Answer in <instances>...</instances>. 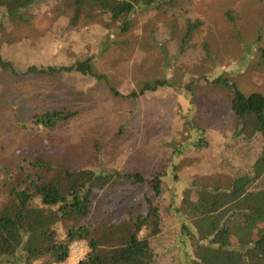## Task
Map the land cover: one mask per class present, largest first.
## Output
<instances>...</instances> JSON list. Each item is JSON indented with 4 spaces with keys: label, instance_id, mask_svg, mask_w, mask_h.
Masks as SVG:
<instances>
[{
    "label": "trees",
    "instance_id": "obj_1",
    "mask_svg": "<svg viewBox=\"0 0 264 264\" xmlns=\"http://www.w3.org/2000/svg\"><path fill=\"white\" fill-rule=\"evenodd\" d=\"M157 1L166 10L181 13H187L194 3L0 0V69L17 75L80 74L104 81L119 95L96 62L110 45L108 34L130 32L134 16ZM38 10L41 17L57 20L55 26L64 38L60 50L65 45L67 50L61 53L62 59L48 65L23 67L1 46L2 35L9 23L31 26ZM185 23L183 42L201 21L186 15ZM83 25L90 29L78 30ZM261 54L264 56V48ZM203 78L232 94L231 127L216 124L206 131L185 115L180 119L182 131L171 129L166 138H159L149 124L137 127L126 116L108 135L100 129H81L70 137L64 151L48 158L37 156L23 165L20 177L4 166L0 176V264L61 259L77 239L89 246L81 264H264V185H257L264 180V94H246L224 74ZM199 80L156 77L128 95L137 98L166 87L191 90ZM78 113L54 106L13 126H35L47 132L63 127ZM215 128L221 131L214 133ZM0 137L11 147L18 134L0 133ZM201 151L207 155L199 165L209 174L215 170L225 174L226 182L221 176L211 182L185 178L177 199L175 184L180 174H169L175 167L172 156ZM139 184L145 187L143 195L118 202L116 211L123 217L111 220L107 214L112 199L106 198L127 185ZM99 208L104 214L95 216Z\"/></svg>",
    "mask_w": 264,
    "mask_h": 264
},
{
    "label": "rangeland",
    "instance_id": "obj_2",
    "mask_svg": "<svg viewBox=\"0 0 264 264\" xmlns=\"http://www.w3.org/2000/svg\"><path fill=\"white\" fill-rule=\"evenodd\" d=\"M159 3L137 13L134 28L127 34L118 31L108 34L110 45L98 58L96 68L109 75L119 95L104 81L80 74L17 75L0 69V133L18 134L11 147L0 137L3 141L0 176L5 166L8 172L20 177L23 165L37 156L48 158L64 151L72 140L70 137L81 129H100L108 135L126 116L137 127L149 124L152 133L159 134V138H166L171 129L182 131L180 119L185 115L205 126L206 131L208 127L212 131L216 124L231 127L232 94L204 76L211 79L224 74L236 81L244 93L260 91L264 94V56L261 54L264 0H194L187 13L168 11ZM186 15L197 18L201 25L183 42ZM41 16L39 12L31 26L9 23L10 27L2 35L1 46L23 67L48 65L62 59L61 53L67 50V45L60 50L64 38L55 26L57 20ZM88 29V25H83L78 30ZM156 77L200 80L192 84L191 90L166 87L139 94L137 98L128 95L142 82ZM54 106H65L79 113L63 127L47 132L35 126L29 129L13 126L18 121L26 123L33 114ZM219 131L220 128L213 130L214 133ZM206 155L201 151L192 156L189 153L172 156L175 167L170 168L169 174L179 173L181 177L176 178L177 199L181 197L186 179L195 177L211 182L221 176L226 182L225 174L216 170L209 174L199 165ZM257 185L263 186L264 180L261 178ZM144 189L142 184L127 185L106 198L112 199L108 217L113 221L123 217L116 211L118 202L128 197L135 200L143 195ZM99 214H104L103 208H99L95 216Z\"/></svg>",
    "mask_w": 264,
    "mask_h": 264
},
{
    "label": "built area",
    "instance_id": "obj_3",
    "mask_svg": "<svg viewBox=\"0 0 264 264\" xmlns=\"http://www.w3.org/2000/svg\"><path fill=\"white\" fill-rule=\"evenodd\" d=\"M89 246L84 239L74 240L68 248L67 255L61 259H40L33 264H81L86 256Z\"/></svg>",
    "mask_w": 264,
    "mask_h": 264
}]
</instances>
